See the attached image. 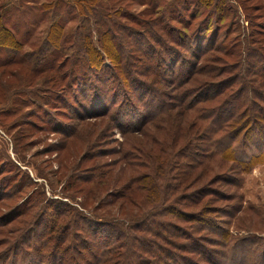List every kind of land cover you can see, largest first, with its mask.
Returning <instances> with one entry per match:
<instances>
[{
	"label": "rangeland",
	"instance_id": "374dc122",
	"mask_svg": "<svg viewBox=\"0 0 264 264\" xmlns=\"http://www.w3.org/2000/svg\"><path fill=\"white\" fill-rule=\"evenodd\" d=\"M12 1L17 4L20 0ZM73 1L71 3L67 0H21L20 2L27 7L25 12L22 13L19 9V12L10 10L11 14L10 12L7 14L9 16L7 26L12 28L19 41L25 45L18 54L20 60L22 58V63L10 64L5 70L6 73L0 77V252L12 240L17 239L22 230H28L26 234L28 239L25 241L38 236L42 229L39 218L45 220L46 217L51 218L54 205L59 207L58 209H70L73 206L87 218L90 216L105 217L112 221L120 220L123 214L119 211L125 205L120 204L121 200L111 201V198L123 183L138 187V193H143L137 197L138 200L146 198L152 201L153 197L168 189V183L181 179L183 162L186 160L184 152L189 143L192 145L193 140L188 143L178 141L181 135L178 129L180 123L185 121L188 123L186 131L195 139L202 132L204 125L211 121V116L202 121L198 120L197 117L189 115L190 112L186 113L187 110L181 108L177 100L164 98V95L169 93L172 96L177 94L179 89L192 87L190 86L192 79H187L188 81L183 84L180 82L179 85L170 81L172 77L178 76L176 72L171 71L164 74L169 80L161 82L159 88L161 94L152 95L156 103L158 100L166 99L175 106L159 113L155 109L151 121L140 128L120 133L119 124L123 119L118 117V103L122 101V97L118 96L121 87V84H118V75L121 77L122 74L115 64L114 67H94L96 69L85 71L83 67H86V63H82V55L79 54L82 52H79L77 47V44L82 42L80 33L84 27L88 28L93 45H100V33L96 32V27L101 30L98 24L107 21L116 24L112 28L117 29L112 33L115 36L112 39L117 44L118 39H123L127 45L141 42L142 39L144 41L146 38L152 41L151 35L161 38L164 33L158 25L160 19L163 22L171 21L183 31L182 23L186 21L188 9L193 8L192 4H189L190 0H81L80 4L86 8L83 15ZM221 1L231 6L233 11L226 8L218 10L216 13L219 16L215 18L213 11L207 8L200 17H197L207 24L216 23L218 26L217 32L215 31L218 39L214 43L219 47L209 50L200 57L203 65L202 62L197 63L199 67L201 64L197 75L201 83L224 80L231 72L237 71L238 67L234 66L236 54L238 49L242 54L243 48L237 46L235 41H241L244 35L248 39V45L260 48L264 45L262 35L254 32L260 23H264V0ZM53 2L56 4L52 9L50 3ZM214 2L215 0H211L212 5ZM168 4H171V8L163 15L162 12L169 6ZM197 18L193 20L191 18V25L185 29L186 32H191ZM52 24L55 25L50 29ZM59 26L62 27V32L57 39L52 40L54 45L52 38L48 39V32L56 30ZM206 31L211 30H203V33ZM152 45L154 46L152 51H159L160 46ZM178 50L183 53L185 48L178 46ZM48 51L55 52L51 60L52 65L60 71L61 77L56 83L51 81L53 73L48 71L49 65L42 60V57L48 61L52 59H48L50 53ZM3 58L4 56L0 55V61ZM140 64L141 61L134 62L137 67ZM183 65L185 66L176 63L175 66V71L180 73L179 79L183 75L182 81L188 76L189 69L187 63ZM209 66L216 67V70L212 69L209 72ZM92 70L100 72L98 77L96 75L93 77L94 83L102 87L101 92L98 89H89L93 77L87 80L86 90L85 87L80 89L78 86L81 77L86 75L91 77L94 74ZM100 76L102 80H99ZM113 76L117 78V83ZM248 77L253 81L256 79L254 78L256 76L250 73ZM258 80L260 81V78ZM102 94H105L104 98L101 97ZM152 95L149 97L145 94L142 98L152 101ZM215 101H206L200 105H204L205 109H211ZM77 102L87 105L84 110L78 109L79 112L75 113L73 108L77 106ZM139 106L148 111L152 108L151 104H148L147 108L145 104ZM105 107L110 108L107 114H104ZM78 113L80 116L83 115V118L76 117ZM133 115L130 114V117ZM253 133H260L264 139V134L260 130ZM243 138L246 139L247 136ZM151 140L157 142L152 144L153 149H150ZM173 141H176L175 148L170 147ZM125 142L129 143L128 156L125 160L130 164L123 167L122 148ZM240 149L238 152L243 150L241 153L244 152L247 157L255 148L251 143L245 149ZM219 162L222 161L218 157L209 161L206 173L202 176V168L198 167L192 174V178L196 177L195 180L191 183L190 180L185 182L190 183L187 187L192 183L194 186L188 189L180 187L173 194V197H182L184 194L189 196V193L194 191V195H198L197 198L203 194L202 200L191 207L181 205L180 210L183 212L205 209L213 213L214 211L209 209H221L217 214L208 217L211 220L209 224H204L206 229L192 228L189 218H185V222L167 216L169 218H166V225L173 231L174 225L180 229L184 227L188 235H193L198 240L196 243L210 249L218 264H264V160L241 166L228 161L224 167ZM82 179L95 181L103 179L105 185L99 195L106 194L105 199L98 202L96 197L99 195H96L91 196L89 201L86 200V190L79 187L84 188L88 184L82 183ZM141 190L146 191L139 192ZM202 191L203 193L199 195ZM218 192L227 198H218L216 194ZM146 195L149 197H143ZM180 202L183 203L182 200ZM151 207V204L139 207L126 205L127 210L135 212L137 216ZM42 212L46 215H40ZM111 223L112 225L106 229L114 233L118 226L115 222ZM48 226H52L50 221ZM217 227L220 229H216ZM209 229H216L218 233L216 234V231L213 233ZM34 231L37 234H34ZM161 231L164 237L179 241L166 230ZM76 232L82 233L80 230ZM99 237L103 241L105 238L113 241L116 236L107 233ZM155 238L162 242L161 237ZM180 241L186 242L182 238ZM191 241L189 239L186 242L185 246L188 249L194 248ZM168 246L166 251L177 255L176 260L168 259V263L186 264L178 259L185 256L196 259L201 264H214L202 260L197 256L199 254L197 252H189L179 246ZM108 248L111 246H107L106 250ZM112 250L114 252L109 262L122 264L121 252L124 249L115 246ZM135 258L143 259L139 253ZM135 258L131 260L137 261ZM10 259H14L12 254L0 264H14L9 262ZM156 259L153 260V256L148 257V261L153 260L154 264H166L159 258Z\"/></svg>",
	"mask_w": 264,
	"mask_h": 264
},
{
	"label": "trees",
	"instance_id": "16d2710c",
	"mask_svg": "<svg viewBox=\"0 0 264 264\" xmlns=\"http://www.w3.org/2000/svg\"><path fill=\"white\" fill-rule=\"evenodd\" d=\"M20 1L14 4L12 0H0V55L4 56L3 60L0 61V67L2 68L0 77L6 73L5 70L10 64L22 63V58L20 60L18 54H20L19 52L22 50L25 43L20 42L12 28L7 26V20L9 18L7 14L10 10L19 12V9H21L22 13L25 12V8L27 7ZM67 1L71 2L73 0ZM80 2L81 0H75L73 4H75V6L78 5V11L83 15L86 8H83ZM44 4L48 3H43V5ZM55 4V2L50 3V7L53 9ZM189 4H192L193 8L188 9L186 21L182 23L183 31L173 25L174 23L171 21L163 22L160 19L158 25L162 33H164L161 38L151 35L152 41L146 38L144 41L142 39L141 42H133L127 45H125L123 39H118L117 44L116 42L114 43L112 39L113 37L115 38L112 33H115V30H117L112 28L115 27L116 24L112 21H107L98 24V27L102 28L101 30L96 27V32L100 33L99 47L93 45L90 32L86 27H84L80 33V40H82V42L77 44L78 51L82 52L79 53L82 55L81 61L83 64L86 63V67H83L85 71H90L94 67H114L115 64L122 74L121 77L118 75V84H121L120 92L122 91L121 93L118 92V96L122 97V101L118 103V117L120 116L123 119L119 124L120 133L140 128L146 122L151 121V116L155 111H158V113L164 112L175 106L170 102L168 103L166 99L158 100L157 103L153 101L155 94H161L162 92L159 90L161 82L169 80L166 78V75H164L166 74L165 72H176L175 74L178 76L172 77L170 81L178 85L180 82L183 84L189 79H192V84L190 85L192 87L179 89L177 94L173 96L170 95V93L164 95V98H168L169 100L171 98L177 100L179 106L187 110L186 113L190 112L189 115L197 117L198 120L202 121L208 116H211V121L204 125L202 132L198 134L195 139L193 135L187 133L186 128L188 127V123L186 121L180 123L178 127L181 134L178 141L188 143L193 140L192 145H189V143L184 152L186 160L183 162L184 167L181 172V179H178V181L174 183H168V189H165V192L159 193L161 195L158 194V196L153 197L152 201H148L146 198L144 200H138L137 197L143 194L138 193V187L135 188L132 184L123 183L122 187H120L113 198H111V201L119 199L121 200L120 204L125 205V207H122L121 211H119L120 214H123L120 220L112 221L105 217L98 218L90 216L87 218V216L82 214L79 210H76L73 206H71L70 209H58L59 207H55L54 205L52 206L54 213L51 218L46 217V220L39 218V224L42 225L40 236L38 235L34 237L33 240L30 239L25 241L28 239L26 237L28 230H22L17 236L18 238L12 240L8 246L0 252L2 256L0 262H5L12 254L14 259H10L9 262L14 264H111L109 261L114 252L112 249H114L115 246H120L124 249V251L121 252L122 264H154L153 260L156 258H159L162 262L164 261L163 263L173 264L167 261L168 259L173 261L177 258L176 254L166 251L169 247L168 245H170L173 247L179 246L189 252H197L199 253L197 256L202 260L218 264V262L214 260L210 249L196 243L198 240L193 235H188L186 233L188 231H186L184 227L180 229L178 226L174 225V231L169 229L166 225V218L176 217L179 221H185V218H189V220H191L189 223L193 226L192 228L202 227L206 229L204 224H209L211 220L208 217L217 214L221 209H209L213 210V213L205 209H202V211L191 210L183 212L180 210L181 205L191 207L192 204H196L199 200L201 201L203 191L200 192L199 195H202L199 196V198H197L198 195H194V191L193 193H189V196L188 194H184L182 197H173L174 192H177L180 187L188 189L190 186H194V183H192V185L187 187V185L196 178H192L194 171L201 166L202 174H200L202 176L206 173L207 163L214 158L218 157L222 161L219 162L222 164V167H224L228 161L235 162L241 166L249 165L250 163L256 164L264 160V139H262L260 133H253L256 130L257 132L260 130V132L264 134V108H262L264 106V45L262 48L248 45V39L244 35L241 41H235L237 46H242V54L240 53V49H238L239 51L237 54L230 52L233 55L236 54V61L234 62L236 65L234 66L236 68L238 67L237 71L234 73L231 72V75L224 80L205 81L201 83L197 75L201 64L203 65L204 62L200 60V57L209 50L219 47L218 44L216 45L214 43L218 39L216 35L218 26L216 23L213 25L207 24L204 20L201 21V19L197 17H200L201 13L207 8L213 11L215 18L219 16V14L216 13L218 10L226 8L228 11H233V8L221 0H215L213 5L211 0L210 2L207 0H190ZM168 5L169 6L163 10V15L171 8V4ZM191 18L192 20L197 18V22L189 33L186 32L185 29H188V26L191 25ZM54 25L55 24H52L50 29ZM259 25L260 26L256 28L254 32L261 34L262 38H264V23H260ZM61 28L59 26L56 30L54 29L50 33L48 32V39L52 38L51 41L57 39L62 32ZM207 29L211 31L203 33V30ZM52 42L54 43V41ZM152 44L160 46L159 51H152L154 47ZM178 46L184 47L185 51L183 53L180 52ZM49 52L50 51H48V53ZM54 53V51H51L48 54V59L52 58L49 61L44 57H42V60L49 65L48 71L53 73L51 81L56 83L60 80L61 76H59V68L52 65L51 60L54 58ZM135 61H141L139 67L134 65ZM198 62H202L200 67L199 64H197ZM176 63L182 64V66H185L183 63H187L189 67L188 76L185 77L186 79L183 81V75H181L179 79L180 73L175 71ZM40 66H42V64ZM33 68L31 69L33 70ZM208 69L210 72L212 69L216 70V67L209 66ZM92 71H94V74L92 73L93 75L91 77L85 73L86 76L80 78L78 82L80 89L85 87L84 90H86L88 86H85L87 80L95 75L97 77L99 76L100 72L95 70ZM249 73L256 76L254 77L256 78L254 81L248 77ZM215 74H217V72L214 73V75ZM110 77H112V73ZM99 78H101L99 80H102L101 76ZM258 78H260V81ZM94 79L95 77L90 80L89 89H98L99 92H101L102 87H99V85L97 86L94 83ZM113 80H116L115 82L117 83V78H115V76H113ZM145 94H148L149 97L154 94L151 98L152 101L143 100L142 97H144L143 95ZM102 95L101 97L104 98L105 94ZM214 100H216L212 105L214 109H205L204 105H200L206 101ZM139 104H141V106L145 104V108H147L148 104H151L152 108L148 111V109H142ZM76 105L77 106L73 108L75 113L79 112L78 109L84 110L87 104L77 102ZM104 110V114H107L110 108L105 107ZM130 114L134 115L130 117ZM82 116L83 115L80 116V113H78L76 117L83 118ZM249 131H251V133H249ZM246 136L247 140L243 138ZM196 139L198 142L195 143ZM175 142L176 141H173V143H171V148H175ZM253 142L255 143L253 144ZM156 143L157 142L154 140L149 141L150 149H153L154 146L152 144ZM251 143L255 149L247 157H245L244 152L241 153L243 150L240 153L238 152V149H245ZM159 144H161V139ZM123 145L122 153L124 154L122 155V160L124 161L123 167H125V164H130V162L125 160L128 156L127 150H129V143L125 142ZM96 180L97 181H95V179L81 180L82 183L88 184V186L84 188L82 186L79 187L86 190V200L88 199V201L91 196L99 195L101 189L105 185L103 179ZM139 180L140 179H138L137 182H139ZM188 180H190V183H185ZM197 180L199 179H196V181ZM229 181H231V179H229ZM211 190L212 189H209L208 191ZM145 191L146 190H141L139 192ZM216 194H218V198H227V196L221 192ZM105 196L106 194H100L96 199L98 202H101L105 199ZM143 197L149 196L146 195ZM180 200H182L183 203H181ZM127 204L129 206L134 205L135 207L151 204L152 207L145 213L137 216L135 212L133 213L127 210ZM46 207L48 208L49 206ZM40 215L46 214L42 212ZM48 221L51 222L52 226H48ZM111 222H115L118 226V230L114 233H110L106 229L107 226L112 225ZM83 229L84 231H82ZM161 229H164V231L166 230L179 241L175 242L164 237ZM216 229H220V227ZM216 229L209 230L213 233L216 231L217 234L218 232ZM77 230H80L82 233L76 232ZM34 232V234H37L36 231ZM107 233L108 235L112 234L116 236L113 241L107 238L103 241L99 237L101 234L107 235ZM156 236L161 237L162 242L158 241V239L155 238ZM119 238L121 241H118ZM181 238L186 240V242L191 239L192 241L190 243L194 248L188 249L185 246L186 242L180 241ZM18 239L19 241L17 242L16 240ZM107 246H111V248L106 250ZM195 246H197V248H195ZM17 252L20 253V255ZM138 253L140 254V258L143 259L137 260L135 258ZM149 256H153L152 261H148ZM131 258H135L137 261L134 262ZM178 259L186 264H201L198 260L192 259L191 257L186 258L182 256L178 257Z\"/></svg>",
	"mask_w": 264,
	"mask_h": 264
}]
</instances>
